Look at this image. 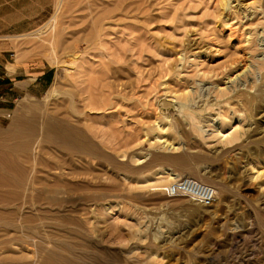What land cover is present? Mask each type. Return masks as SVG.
Returning a JSON list of instances; mask_svg holds the SVG:
<instances>
[{"label":"rangeland","instance_id":"rangeland-1","mask_svg":"<svg viewBox=\"0 0 264 264\" xmlns=\"http://www.w3.org/2000/svg\"><path fill=\"white\" fill-rule=\"evenodd\" d=\"M0 53V130L38 124L28 154L0 138L26 174L0 264H264V0H0ZM48 118L90 150L43 158ZM165 168L217 200L169 196Z\"/></svg>","mask_w":264,"mask_h":264},{"label":"bare ground","instance_id":"bare-ground-1","mask_svg":"<svg viewBox=\"0 0 264 264\" xmlns=\"http://www.w3.org/2000/svg\"><path fill=\"white\" fill-rule=\"evenodd\" d=\"M19 122H17L18 124L17 125L15 124L16 126L13 127V129L10 131L0 130V138L8 139V136L23 137L24 140L22 143H18L14 145V147L11 146L10 148L13 150L23 149L28 154L32 150V146H34L35 144L34 142H36L35 140H36L37 132H38V124L35 119L33 121H25L23 119V121H21L20 124ZM44 123H43L44 127H43V133H42L43 136H42V140L40 143V145H42L41 150L44 152L43 158H45L46 154H49L52 151V149H55V148L61 153L65 152V154L66 152L72 153L75 149H81L84 151L90 150L91 145L89 144V142L86 140H83L81 138V135L77 133V131H73L69 127L64 126L63 123L56 121L54 118H48L47 120H45ZM48 162L49 161L45 160V164H47ZM13 166L17 168L19 167V166H15L12 160L9 159L8 145L0 146V203H3V202L8 203V198H9L8 196L14 193L13 192L12 194L10 193L8 194V185H16L18 187V186H21V183L25 181L26 174L24 170L22 169L21 171H19L20 173L18 172L17 174L16 172H12L14 171ZM170 170L171 169L169 168H165L163 169V171H159V174H161L160 177H162V182L163 181L170 182L172 180L176 181L178 177ZM41 191H43V193ZM38 192H41V193H39V195L36 196L35 199L42 201L44 199V190H39ZM46 192L50 193V197H48L49 202L55 203V201L57 200V198L55 197V194H58L59 190L57 188L50 189L46 187ZM6 215H7V212H6ZM1 219L3 220V217H0V220Z\"/></svg>","mask_w":264,"mask_h":264},{"label":"built area","instance_id":"built-area-1","mask_svg":"<svg viewBox=\"0 0 264 264\" xmlns=\"http://www.w3.org/2000/svg\"><path fill=\"white\" fill-rule=\"evenodd\" d=\"M167 193L169 196L191 197L205 206L213 205L218 197V192L213 185L192 176H184L173 181L167 187Z\"/></svg>","mask_w":264,"mask_h":264},{"label":"crops","instance_id":"crops-1","mask_svg":"<svg viewBox=\"0 0 264 264\" xmlns=\"http://www.w3.org/2000/svg\"><path fill=\"white\" fill-rule=\"evenodd\" d=\"M0 63L4 64L7 68H8V59H6L4 57L3 54L0 53ZM19 68V67H18ZM43 74L40 73L36 76H33L31 79L24 81V83H18L19 86H21V88H23L25 91H31V89H39V87L41 88L43 86V82L46 83L47 82V78L48 75L45 77H41ZM41 77L38 81H35L34 79ZM46 80V81H45ZM2 100L4 101H8V93H5V96L2 98Z\"/></svg>","mask_w":264,"mask_h":264},{"label":"water","instance_id":"water-1","mask_svg":"<svg viewBox=\"0 0 264 264\" xmlns=\"http://www.w3.org/2000/svg\"><path fill=\"white\" fill-rule=\"evenodd\" d=\"M196 149H192V151H182L180 154H178L179 157L182 158L183 162L188 161V159H193V157H195L197 154H195Z\"/></svg>","mask_w":264,"mask_h":264}]
</instances>
